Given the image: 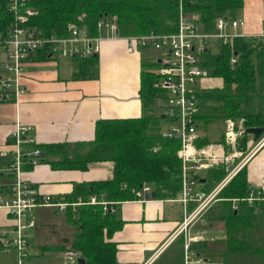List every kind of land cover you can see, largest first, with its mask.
I'll return each mask as SVG.
<instances>
[{
    "label": "trees",
    "instance_id": "16d2710c",
    "mask_svg": "<svg viewBox=\"0 0 264 264\" xmlns=\"http://www.w3.org/2000/svg\"><path fill=\"white\" fill-rule=\"evenodd\" d=\"M243 1L193 0L184 6L186 12L197 13L211 27L219 15L236 18ZM28 4L36 14L30 18L29 24L46 33L64 34L66 26L74 24L86 27L89 34L95 36L101 33L97 23L104 19L115 21L118 35L123 37L151 32L169 33L177 30L179 18L178 0H30ZM11 19L7 0H0V31L5 30ZM38 55L46 56L43 53ZM232 56L236 58L234 64L230 63ZM205 57L210 74L219 77V86L198 92V110L194 114L196 130H207L208 126L218 122L224 126L227 120L239 121L245 128L264 127L263 37H237L232 47L224 46ZM97 58L98 55H92L88 59H72L75 77L96 76ZM149 63L152 64L150 66H157L153 60ZM145 68L146 63L143 64L139 90L142 104L140 116L99 119L95 123L94 138L90 141L32 143L26 146V149H39L42 152L39 161L47 162L53 168L84 171L93 163L110 164L109 178L75 183L72 191L65 196L68 202H86L91 196L115 204L136 200L132 189H139L145 183L152 189L150 195L155 193V199L179 195L182 162L177 151L181 141L176 137H164L161 133L162 122L168 118L162 117V106L157 103L161 96V90L156 85L158 75ZM220 136L216 143L223 142V134ZM247 140L248 135L244 134L237 148L245 152ZM209 143L214 142L206 135L198 134L194 140L196 147ZM32 167L30 164L23 165L24 170ZM228 169L223 163L206 169L205 181L200 189L211 190L226 176ZM249 192L244 170L241 169L218 194L223 205L213 218L224 223L227 236L222 258L231 257L232 263L240 258L239 222L249 220L253 226L264 224L262 202L248 205L239 201L237 209L232 208V198L246 197ZM206 217L210 218L207 214ZM66 222L76 225V229L65 250L78 251L86 264L116 263L117 248L111 238L122 227L123 221L115 212L104 213L102 205L85 203L78 205L74 211L68 207Z\"/></svg>",
    "mask_w": 264,
    "mask_h": 264
},
{
    "label": "crops",
    "instance_id": "0c3cea01",
    "mask_svg": "<svg viewBox=\"0 0 264 264\" xmlns=\"http://www.w3.org/2000/svg\"><path fill=\"white\" fill-rule=\"evenodd\" d=\"M235 17L244 21L237 32L262 33L264 43V0H244ZM100 32L94 77L76 78L73 62L68 58L46 59L35 55L28 59L22 75L25 93L16 101L0 99V152H7V155L0 154V167L12 158L8 136L16 124L32 126L29 135L37 144L45 145L90 141L94 138L97 120L140 116L143 64L151 62L158 52L145 48L128 51L125 37L111 35L106 30ZM145 57L151 59L146 61ZM197 134L201 133L197 131ZM255 144L248 135L246 151L241 156L251 152L240 165L248 188L253 191L264 185V144L260 147ZM238 159L235 164L224 166L232 169L240 162ZM206 171L199 172L202 178L199 188L205 181ZM110 175L111 166L106 162L90 164L84 171L53 168L43 162L23 171L24 178L40 193L55 197L70 193L75 183L103 180ZM0 177V183L11 180L6 172L0 171ZM179 197L126 200L114 206L115 213L123 221L111 238L117 248L115 264H184V238L177 233L183 220ZM261 202L264 209V200ZM59 211L50 207L35 209L36 226L29 231L27 262L67 264L65 246L75 231L71 232ZM13 225V220L0 208V233H10ZM190 228L191 232L203 231L206 238L191 243V259L199 255L205 264L232 263L231 257L222 258L227 234L221 221L206 217L204 212L192 221ZM16 261V251L4 247L0 240V264H16Z\"/></svg>",
    "mask_w": 264,
    "mask_h": 264
},
{
    "label": "built area",
    "instance_id": "2783aa9c",
    "mask_svg": "<svg viewBox=\"0 0 264 264\" xmlns=\"http://www.w3.org/2000/svg\"><path fill=\"white\" fill-rule=\"evenodd\" d=\"M30 0H7V8L12 14L5 30L0 31V98L4 101L17 100L25 93L22 84V75L28 59L43 53L46 59L68 58L70 60L88 59L92 55H98L99 42L102 34L91 36L84 26L69 24L64 34L55 32L46 33L43 30L29 24L30 18L35 14L28 4ZM193 0H178L179 18L177 30L169 33L151 32L141 35L126 36L128 51L136 48H153L158 54L153 61L157 63L158 75L157 87L161 90L159 100L162 102V112L173 123L162 130L164 137L179 138L181 147L177 155L182 162V183L179 201L183 205V220L177 230L182 234L184 264H205L202 256L196 255L191 259V243L204 241L203 231L191 232V223L199 215L212 205L222 200L218 198L221 189L235 175L240 167L237 163L220 182L208 192L198 187L201 178L199 172L218 164L233 163L243 152L237 148L239 140L245 133V127L239 121L227 120L224 125L222 143H211L204 147H196L194 140L197 138V125L194 114L198 110V92L210 89L213 83L219 84V77L212 76L205 64L206 54H214L222 47H232L237 37L252 36L237 32L244 24L242 19L231 16H217L211 27H208L197 13H188L184 4ZM99 31L106 30L111 35L118 36L117 23L111 19H104L97 23ZM255 35V36H262ZM236 58L231 57L230 63L234 64ZM215 84V86H216ZM32 126H20L16 124L8 136L11 145L12 158L4 171L11 178L10 181L0 183V208L4 209L13 220L14 225L10 231L1 232L0 240L4 247L16 251V264H27L29 254V231L36 226L35 209L50 207L73 211L78 205L85 203L102 205L104 213L115 212V203L104 199L97 200L91 196L86 202H68L66 195L57 197L40 193L35 186L23 176V165H38L39 149H26V146L36 143L29 134ZM249 135V134H247ZM264 144V135L256 142L255 146ZM247 145V144H246ZM228 147V150H227ZM10 152V151H9ZM251 151L245 154V159ZM7 155L6 151L0 152ZM243 162V161H242ZM151 187L142 185L139 189H132L136 200L151 199ZM145 194L149 195L145 199ZM264 200V185L259 190L250 189L249 194L243 198H232V208L237 209L239 201H245L248 205ZM193 207H188L189 204ZM193 208V209H192ZM80 256L76 250L65 252L67 264H77Z\"/></svg>",
    "mask_w": 264,
    "mask_h": 264
},
{
    "label": "rangeland",
    "instance_id": "374dc122",
    "mask_svg": "<svg viewBox=\"0 0 264 264\" xmlns=\"http://www.w3.org/2000/svg\"><path fill=\"white\" fill-rule=\"evenodd\" d=\"M145 49L149 51V50H152L153 48H145ZM155 51L157 53V50H155ZM149 57H145V60L149 61L151 59ZM155 57L156 56H154V58ZM150 65H152V64L146 63L145 69L154 71V73H156L155 71H156L157 67L155 65H153V66H150ZM1 70L2 69L0 68V71ZM1 73H3V72L1 71ZM218 81L219 80H217V82ZM215 84H216V82L213 83L214 87L219 86L218 84H216V86H215ZM157 103L161 104L162 102L160 100H158ZM172 124H175V123H173L169 119L164 120L162 122L161 132L164 128L169 127ZM206 129L207 130L201 129V130H199V132L201 133V135H206V137H208L211 142L216 143L215 141L221 137L220 135L223 134L224 126H223L222 122H218L215 124H211ZM263 135H264V132L254 142L256 143ZM209 144H211V143H209ZM241 157L242 156H240L238 159L240 162L245 160L243 157L242 158ZM233 164H235V162H233ZM5 167H6V164H4L2 167H0L1 168L0 171H4ZM241 168H242V166H240L235 171L234 174H236ZM230 169H231V166L229 167L228 171ZM232 170H233V167L230 171H232ZM1 179L2 178L0 177V180ZM222 203H224V202H222ZM222 205L223 204H221V201H216V202L212 203V205L206 210V211H208L206 214L209 215L211 219L216 220L213 217L220 211V209L222 208ZM59 210H60L59 215H61V217L64 218L63 220L66 221L67 209H59ZM240 210H241V208H240ZM251 222L252 221H249V220L239 222L241 227H240V234L238 236V239H239L238 256L240 258L236 260L237 264H238V262H239V264H264V228L262 227V224L257 223V225L253 226L251 224ZM70 229H71V232L73 233V230L75 231V229H76V225L71 224ZM71 236H72V234H71ZM68 250H66V251H68ZM27 264H31V263L27 262Z\"/></svg>",
    "mask_w": 264,
    "mask_h": 264
},
{
    "label": "water",
    "instance_id": "95a60500",
    "mask_svg": "<svg viewBox=\"0 0 264 264\" xmlns=\"http://www.w3.org/2000/svg\"><path fill=\"white\" fill-rule=\"evenodd\" d=\"M162 117H165V116L162 115ZM263 132H264V127H248V128H245V133L251 135L253 141H256ZM150 197L155 198V193L152 192ZM148 198H149V195L145 194V199H148ZM77 264H86V261L83 257L79 256L77 258Z\"/></svg>",
    "mask_w": 264,
    "mask_h": 264
}]
</instances>
